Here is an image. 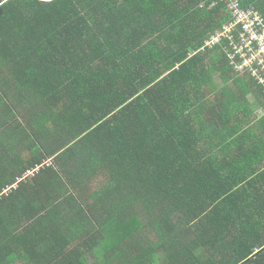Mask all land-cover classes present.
Returning a JSON list of instances; mask_svg holds the SVG:
<instances>
[{"label": "trees", "instance_id": "obj_1", "mask_svg": "<svg viewBox=\"0 0 264 264\" xmlns=\"http://www.w3.org/2000/svg\"><path fill=\"white\" fill-rule=\"evenodd\" d=\"M230 19L219 0H0V264H264V94L225 42L204 49Z\"/></svg>", "mask_w": 264, "mask_h": 264}, {"label": "built area", "instance_id": "obj_2", "mask_svg": "<svg viewBox=\"0 0 264 264\" xmlns=\"http://www.w3.org/2000/svg\"><path fill=\"white\" fill-rule=\"evenodd\" d=\"M219 1L226 4L231 19L206 41L204 49H213L225 42L223 51L228 66L236 75H249L264 94V13L255 5H244L242 0ZM39 171L37 168L28 172L26 178L34 177Z\"/></svg>", "mask_w": 264, "mask_h": 264}, {"label": "crops", "instance_id": "obj_3", "mask_svg": "<svg viewBox=\"0 0 264 264\" xmlns=\"http://www.w3.org/2000/svg\"><path fill=\"white\" fill-rule=\"evenodd\" d=\"M262 4H264V0H252V3H251V5H255L257 8H258L257 5L262 6ZM257 91H258V89H257ZM259 113L260 114H264V110L261 108L260 111H259ZM5 163H6L7 167H9L8 165L10 163H7V162H5ZM3 167H4V165H1V163H0V171H2L4 169ZM7 167H5V168H7ZM29 190H30V193H28L24 189L21 190L20 191V194H19V197H16L15 202H16V204H20V205H22L23 203L24 204H27V206H24L23 205L24 206V209L26 211L29 210V212H33V211H35V207L38 206V204L40 202L39 201L37 202V201H35V199H33V198H35L34 197L35 196V193L33 191V188L31 187ZM23 218H25V216H23V212L21 214H16V215L13 214L12 217H11V220H12L11 222H13V221L14 222L15 221H19V220H21ZM28 239H30V235L26 236V243L25 244L30 243ZM33 245L36 246L37 245V242H34ZM33 252H35V251H33ZM17 264H19V263H17Z\"/></svg>", "mask_w": 264, "mask_h": 264}, {"label": "rangeland", "instance_id": "obj_4", "mask_svg": "<svg viewBox=\"0 0 264 264\" xmlns=\"http://www.w3.org/2000/svg\"><path fill=\"white\" fill-rule=\"evenodd\" d=\"M218 84H219V87L220 88H218V91H217V94L216 95H219V98H221L222 100H223V102L227 105V104H229V105H231L230 107V112L229 113H231L230 115L232 116V119H234V120H232V122H231V125L232 126H237L238 125V123H237V120H239L240 118H241V114H239V115H235V109L236 108H233L232 107V105H233V102H235V101H237V98H236V95H234V94H231V96H229V97H225L224 98V96H222L223 94L221 93L223 90H231L232 92H235L236 90H237V88L236 87H234V83L232 82L230 85H229V87L230 86H232L233 88H228V86H226V88H223V86H224V84H223V82L222 81H219L218 82ZM254 96H255V94H254ZM251 97V99L250 100H254L255 99V97ZM231 102V103H230ZM234 106V105H233ZM236 129H238V128H236ZM27 157V155L25 156V158ZM26 176L27 175H25L24 176V178L22 179L23 181L22 182H26V181H30L31 180V178L33 177V176H29V177H27L26 178ZM26 178V179H25ZM17 187V185H13L12 187H10V188H8V190L6 191H4V192H10L11 191V189L13 188H16Z\"/></svg>", "mask_w": 264, "mask_h": 264}]
</instances>
